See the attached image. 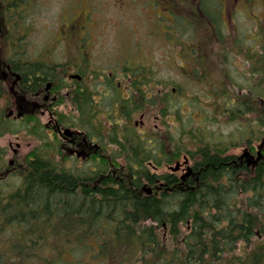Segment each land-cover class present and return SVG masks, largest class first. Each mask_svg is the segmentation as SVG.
<instances>
[{"label":"rangeland","instance_id":"374dc122","mask_svg":"<svg viewBox=\"0 0 264 264\" xmlns=\"http://www.w3.org/2000/svg\"><path fill=\"white\" fill-rule=\"evenodd\" d=\"M133 1L138 0H39L35 5H25L18 14L15 0H0L9 5L8 13L0 17V22H5L3 27L9 29L6 35L0 32V58L5 62L20 58L43 60L51 68L76 60L80 54L79 36L63 31L86 11L85 20L75 24L83 31V44L87 46L83 54L93 72L83 82L88 96H92L88 103L95 114L91 121L86 116L85 131L102 147L95 157L106 156L108 168L104 174L119 179L120 172L128 171L127 164L134 160L133 156H120L118 146L109 142L107 132L99 137L103 129L116 127L120 139L128 135L127 129L131 136L141 135L147 143L153 134L162 138L157 147L165 144L164 155L159 157L172 163L165 161L162 166L147 163L151 173H167L170 166L184 163L185 158L192 166L200 145L222 149L225 156L240 157L246 150L257 156L264 140V128L257 115L258 111L264 114L260 101V97L264 98V85L259 84L264 82L261 57H264V0H194L193 7L200 9L199 19L189 17L191 23L184 25V19L179 18L176 27L180 30L174 34H163L160 17L155 23L147 9L139 8ZM9 39L18 43L20 40L22 48L18 51L9 47ZM129 65L133 70L127 71ZM110 73L115 75L114 80L108 79ZM135 73L142 80L149 76L146 97L134 93L129 84ZM68 81L64 85L70 89L72 83ZM121 100L123 104L130 101L134 108L139 107L130 121L120 118ZM242 100H251L252 107ZM10 104V98L0 96L2 192L21 184L33 152L42 148L43 156L50 160L55 156L61 167L75 174L95 170V176L99 177L102 160L71 157L60 147L58 139L46 132L49 116L25 118L17 123L13 117L8 118ZM73 112L67 106L60 109L63 120L75 125L78 119H74H82L84 115L77 110ZM150 151L155 154V149ZM111 158L114 165L109 164ZM186 172L187 166L183 165L175 174L182 176Z\"/></svg>","mask_w":264,"mask_h":264},{"label":"trees","instance_id":"16d2710c","mask_svg":"<svg viewBox=\"0 0 264 264\" xmlns=\"http://www.w3.org/2000/svg\"><path fill=\"white\" fill-rule=\"evenodd\" d=\"M6 4L0 3V17L8 13ZM4 23L0 32L9 30ZM50 69L33 62L25 71L41 82ZM139 85L135 79L136 90ZM258 114L264 128V114ZM105 132L125 155H134L119 179L75 174L56 157L43 156L42 148L33 152L21 184L0 190V264H264V159L249 166L241 157L200 145L198 179L181 180L148 170L147 161L157 166L165 161L157 134L147 143L128 129L121 139L115 128ZM107 165L103 160V173ZM145 183L164 186L147 194Z\"/></svg>","mask_w":264,"mask_h":264},{"label":"flooded vegetation","instance_id":"af4514ba","mask_svg":"<svg viewBox=\"0 0 264 264\" xmlns=\"http://www.w3.org/2000/svg\"><path fill=\"white\" fill-rule=\"evenodd\" d=\"M25 1H27V3ZM38 1L39 0H20L18 4V14L21 9L25 8V5L32 6L35 5ZM144 1L145 2H143L142 0H138L137 2H133L138 4L139 8L141 9L146 8L148 14L150 13L152 19L155 20V23L158 22V17H160L163 34H166V32L173 34L178 33L180 29H177L176 22L180 19H184V25H187L188 22L191 23L189 21V12L192 13V15H190L192 18H194L197 13L199 14V8L195 10L192 5V2H194V0H172L171 3L168 0ZM195 3L194 6L196 7ZM157 7H159V9H157ZM189 7L191 10H189ZM157 11H159V16H156ZM85 14L86 11L84 12V14L82 11L79 20L75 23L71 22L69 28L64 29L63 31L64 33L72 31L79 36L78 48L80 50V54L78 55V58L76 60L69 61L68 64L64 65H53L52 68L49 66L51 68L50 72L44 74V76H42V78L44 79L39 82L38 77L30 76V74L26 76L27 73L25 71L28 63L31 64L35 62V59L20 58L12 59L10 60L11 62H5L0 58V89L3 90L4 97L10 98L11 104L8 107L11 112L10 117L16 119L17 123H20V121L25 118L35 119L38 116L47 115L49 116V120L45 124L46 132L50 136L52 133L54 138L58 139L61 148H64V150L71 157H77L79 160L99 158L96 160L97 162H99L103 160L104 154L100 155L99 157L95 156L97 155V152L102 149V147L95 144L97 142L89 137L88 133L85 131L88 123L86 121V116L87 120L90 119L91 121L95 119V114L92 110V107H90L88 103L91 100L92 96H88L87 87L86 85L84 86L83 82L88 80L89 74L91 75V73L93 72L89 70V60L87 59L86 54H83V51L85 52L87 50V46L83 44V31H79L75 26V24H78L82 20H85ZM23 19L24 14L21 15V18H19L20 23L23 22ZM2 31L3 35H6V33L8 32L7 30ZM7 35H9V33ZM84 38L85 40H87V35H85ZM9 42V46L18 49V51L20 50V48H22L20 46V40L19 43L16 39L15 41H13L15 46H13L14 44H12V39L9 40ZM75 45L77 47V41ZM20 60H22L21 62L24 63L19 67L21 71L17 66V63ZM37 62H41L42 64L46 65L43 60ZM127 67H130V69L128 68L127 71L133 70L131 69V65ZM114 77L115 75L113 73H110L108 75L109 80H114ZM148 78L149 76L142 80L139 75L134 74L130 76L131 82L129 84L135 89V91L133 92L140 95L142 88L144 89L146 95L148 90H146L145 87L149 85ZM135 79H137L140 83L146 81L147 85L144 84V86L141 87L139 85V89L136 90V87L133 86ZM67 80H69V83H72L70 89H67V87L64 85L65 82L67 83ZM119 87L120 86L117 85V90H120ZM123 101L124 100H121L120 105V118L122 117L123 120L128 119L127 121H130L131 115L134 112L131 113L129 109H133L134 105L130 101H128L127 104H123ZM66 106L74 112L77 110L78 114H83L84 117L82 119L80 117H76L74 120L76 121L78 119V122L75 125L65 122V120H63L62 118V114L60 113V109L65 108ZM90 109L92 111L91 114L89 113ZM129 113L131 114L129 115ZM142 124H145V122H142ZM62 151L63 150H61L60 152ZM184 165H186L187 167L191 166L189 165V160H187V158H185ZM191 167L194 168L195 164H193Z\"/></svg>","mask_w":264,"mask_h":264},{"label":"water","instance_id":"95a60500","mask_svg":"<svg viewBox=\"0 0 264 264\" xmlns=\"http://www.w3.org/2000/svg\"><path fill=\"white\" fill-rule=\"evenodd\" d=\"M247 155V154H246ZM261 157H262V155H261V153L259 152L258 153V158H257V160H253L252 158L249 160V164H253V163H255L256 161H259L260 159H261ZM190 171V170H189ZM148 192H151V190H149Z\"/></svg>","mask_w":264,"mask_h":264}]
</instances>
